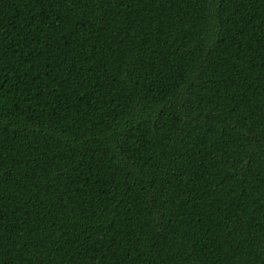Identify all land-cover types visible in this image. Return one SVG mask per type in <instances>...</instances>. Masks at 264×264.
I'll return each instance as SVG.
<instances>
[{
  "label": "trees",
  "instance_id": "1",
  "mask_svg": "<svg viewBox=\"0 0 264 264\" xmlns=\"http://www.w3.org/2000/svg\"><path fill=\"white\" fill-rule=\"evenodd\" d=\"M0 264H264V0H0Z\"/></svg>",
  "mask_w": 264,
  "mask_h": 264
}]
</instances>
